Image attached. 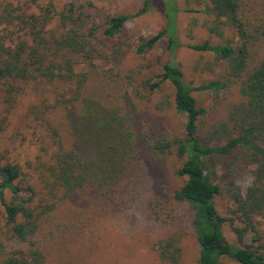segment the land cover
Here are the masks:
<instances>
[{"label":"trees","instance_id":"trees-1","mask_svg":"<svg viewBox=\"0 0 264 264\" xmlns=\"http://www.w3.org/2000/svg\"><path fill=\"white\" fill-rule=\"evenodd\" d=\"M207 2L215 21L221 19L233 29L240 47L211 45L207 40L184 47L226 62L239 80V99L220 111L216 99L210 109L201 108L193 92L215 96L227 85L212 80L189 87L173 61L164 63L158 80L147 88L152 92L168 83L173 108L184 118L182 136L167 140L144 130L131 110L126 83L105 75H98L93 83L88 73L75 70L80 60L92 67V61L100 58L97 44L109 43L117 52L111 41L127 21L147 11L149 0H143L136 13L108 17L103 25H95L71 5L57 12L50 1L43 6L37 0L0 1V108L5 114L0 132L24 87L47 83L65 90L51 108L65 111L61 125L66 124L70 137L69 142L61 139L58 129L46 122L51 148L39 145L41 154L24 168L13 161L0 164V264H45L44 238L39 235L55 207L90 187L97 192L113 188L140 158L161 162L169 154L184 159L176 173L185 181L172 200L192 211L197 264H220L222 258L235 264H264L258 248L243 241L247 232L256 241L254 219L264 218V21L258 19L257 0ZM164 9V29L137 46V55L147 53L162 36L167 37L170 55L183 46L175 38L174 1L165 0ZM88 20L90 26L85 28ZM208 31L218 33L216 26ZM111 86L117 87L120 107H107L99 100L98 92ZM237 168L250 176L244 188L236 184ZM222 183L233 206L230 217H221L214 205ZM145 205L154 221L169 219L162 217L154 200ZM235 220L241 227L234 226ZM225 225L235 235L233 244L223 234ZM179 235L172 233L155 242L159 264H179Z\"/></svg>","mask_w":264,"mask_h":264},{"label":"rangeland","instance_id":"rangeland-1","mask_svg":"<svg viewBox=\"0 0 264 264\" xmlns=\"http://www.w3.org/2000/svg\"><path fill=\"white\" fill-rule=\"evenodd\" d=\"M48 1L57 12L69 5L76 12L81 9L95 25H103L111 16L132 15L143 3V0H37L42 6ZM173 1L176 9L175 38L183 46L176 48L172 55L167 51L166 36H162L147 53H135L137 46L164 29L166 24L165 0H149L147 11L127 21L111 41L117 52L107 46L109 43L103 47L97 44L100 58L92 61L93 66L88 67L80 60L75 68L76 72L88 73L89 81L93 83L98 81V75L114 77L126 83L125 90L133 105L131 110L144 130H151L167 140L182 136L184 118L173 108V90L168 83L161 84L152 92L147 88L148 84L158 80L156 76L161 73L164 63L173 61L189 87L212 80L227 85L226 91L215 96L193 92L191 95L201 108L210 109L216 99L220 111L239 99V80L233 76L232 68L226 62L214 60L210 53L184 47L207 40L211 45L229 43L237 50L240 42L233 29L221 19L215 21L208 11L207 0ZM257 2L258 19L264 21V0ZM89 20L85 28L90 26ZM215 26L217 34L208 31ZM103 90L98 92L102 93L99 97L102 104L120 107L121 104L117 105V87ZM62 93L65 90L56 84L32 83L24 87L0 132V164L13 161L24 168L27 161L41 154L39 145L51 148L46 122L58 129L61 139L70 141L69 130L64 125L65 111L51 108ZM4 116L0 108V118ZM61 122H64L63 126ZM183 160L174 154L166 155L161 162L140 158L132 163L133 169H127L116 180L113 188L97 192L90 187L85 194L73 195L55 207L39 235L45 239V264H159L153 245L172 233L180 234L179 264H197L198 247L191 226L192 211L186 204L172 200L173 192L185 181L176 173ZM236 170V184L244 188L249 184L250 176L241 168ZM222 185V192L215 196L214 205L221 217H230L233 206ZM149 200L158 203L156 208L158 211L161 209L163 218L168 215L165 223L151 218L145 205ZM233 224L241 227L236 220ZM254 226L256 241H252L253 234L250 232L245 233L243 241L257 247L264 256V218H255ZM223 234L230 243H235V235L227 225ZM220 264L235 263L222 258Z\"/></svg>","mask_w":264,"mask_h":264}]
</instances>
